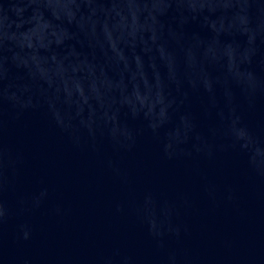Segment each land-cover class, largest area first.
<instances>
[{"label": "water", "instance_id": "water-1", "mask_svg": "<svg viewBox=\"0 0 264 264\" xmlns=\"http://www.w3.org/2000/svg\"><path fill=\"white\" fill-rule=\"evenodd\" d=\"M0 264H264V0H0Z\"/></svg>", "mask_w": 264, "mask_h": 264}]
</instances>
